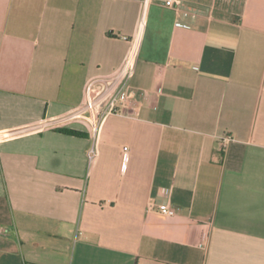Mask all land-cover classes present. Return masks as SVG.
I'll use <instances>...</instances> for the list:
<instances>
[{
    "label": "crops",
    "instance_id": "1",
    "mask_svg": "<svg viewBox=\"0 0 264 264\" xmlns=\"http://www.w3.org/2000/svg\"><path fill=\"white\" fill-rule=\"evenodd\" d=\"M165 1L0 0V264H264V0Z\"/></svg>",
    "mask_w": 264,
    "mask_h": 264
},
{
    "label": "built area",
    "instance_id": "2",
    "mask_svg": "<svg viewBox=\"0 0 264 264\" xmlns=\"http://www.w3.org/2000/svg\"><path fill=\"white\" fill-rule=\"evenodd\" d=\"M144 3H149L150 0H137ZM167 6L173 7L180 12L182 11L181 0H166ZM131 66V60H127L122 69L112 76L104 77L100 81L99 90L94 93L93 97L88 101L86 107L81 111L85 118L90 121L88 116H96L98 121H102L109 115L118 112V106L125 103L129 97L130 92L126 86V78L128 76ZM87 116V117H86ZM232 136L227 135L223 137L221 143V150H225ZM128 150V147H125ZM128 155H126V159ZM164 192L169 194L170 190L165 189ZM151 209H155L161 214L168 216H175L178 214V209L171 204L170 201L155 203L150 205Z\"/></svg>",
    "mask_w": 264,
    "mask_h": 264
},
{
    "label": "trees",
    "instance_id": "3",
    "mask_svg": "<svg viewBox=\"0 0 264 264\" xmlns=\"http://www.w3.org/2000/svg\"><path fill=\"white\" fill-rule=\"evenodd\" d=\"M61 131L65 132V133L74 134V135H83L82 132L77 131V130H72V129H69V128H61Z\"/></svg>",
    "mask_w": 264,
    "mask_h": 264
},
{
    "label": "rangeland",
    "instance_id": "4",
    "mask_svg": "<svg viewBox=\"0 0 264 264\" xmlns=\"http://www.w3.org/2000/svg\"><path fill=\"white\" fill-rule=\"evenodd\" d=\"M92 119H93V117H92Z\"/></svg>",
    "mask_w": 264,
    "mask_h": 264
}]
</instances>
